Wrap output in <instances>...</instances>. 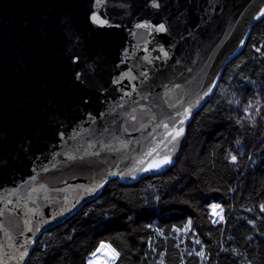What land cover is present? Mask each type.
<instances>
[{
  "label": "water",
  "instance_id": "95a60500",
  "mask_svg": "<svg viewBox=\"0 0 264 264\" xmlns=\"http://www.w3.org/2000/svg\"><path fill=\"white\" fill-rule=\"evenodd\" d=\"M263 15L264 0H0V264H25L110 178L172 167Z\"/></svg>",
  "mask_w": 264,
  "mask_h": 264
},
{
  "label": "trees",
  "instance_id": "16d2710c",
  "mask_svg": "<svg viewBox=\"0 0 264 264\" xmlns=\"http://www.w3.org/2000/svg\"><path fill=\"white\" fill-rule=\"evenodd\" d=\"M99 247L111 264H264V15L193 115L178 161L110 178L35 239L25 264H87Z\"/></svg>",
  "mask_w": 264,
  "mask_h": 264
},
{
  "label": "rangeland",
  "instance_id": "374dc122",
  "mask_svg": "<svg viewBox=\"0 0 264 264\" xmlns=\"http://www.w3.org/2000/svg\"><path fill=\"white\" fill-rule=\"evenodd\" d=\"M209 217L213 222H217L222 219V209L218 204L213 203L210 205ZM111 261L112 259L105 253V251L96 249L88 257L87 264H111Z\"/></svg>",
  "mask_w": 264,
  "mask_h": 264
},
{
  "label": "snow or ice",
  "instance_id": "6c2138e0",
  "mask_svg": "<svg viewBox=\"0 0 264 264\" xmlns=\"http://www.w3.org/2000/svg\"><path fill=\"white\" fill-rule=\"evenodd\" d=\"M93 20L99 24H104L106 23V21L100 20L98 17H93ZM161 30H163V26H161ZM179 134V133H177ZM233 159H235V157H233Z\"/></svg>",
  "mask_w": 264,
  "mask_h": 264
}]
</instances>
